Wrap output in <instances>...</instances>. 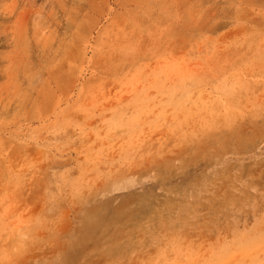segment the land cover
<instances>
[{
	"label": "rangeland",
	"instance_id": "1",
	"mask_svg": "<svg viewBox=\"0 0 264 264\" xmlns=\"http://www.w3.org/2000/svg\"><path fill=\"white\" fill-rule=\"evenodd\" d=\"M0 264H264V0H0Z\"/></svg>",
	"mask_w": 264,
	"mask_h": 264
}]
</instances>
